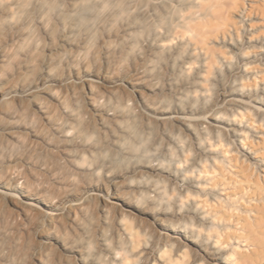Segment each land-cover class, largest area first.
Listing matches in <instances>:
<instances>
[{"label": "clouds", "instance_id": "obj_1", "mask_svg": "<svg viewBox=\"0 0 264 264\" xmlns=\"http://www.w3.org/2000/svg\"><path fill=\"white\" fill-rule=\"evenodd\" d=\"M0 264H264V0H0Z\"/></svg>", "mask_w": 264, "mask_h": 264}]
</instances>
